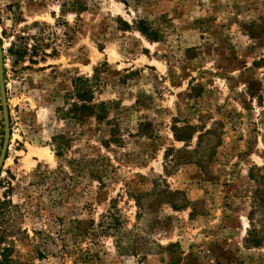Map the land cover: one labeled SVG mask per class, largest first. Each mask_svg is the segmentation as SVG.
I'll list each match as a JSON object with an SVG mask.
<instances>
[{
	"label": "rangeland",
	"instance_id": "obj_1",
	"mask_svg": "<svg viewBox=\"0 0 264 264\" xmlns=\"http://www.w3.org/2000/svg\"><path fill=\"white\" fill-rule=\"evenodd\" d=\"M74 2L0 0V264H264V0ZM95 69L112 125L59 120Z\"/></svg>",
	"mask_w": 264,
	"mask_h": 264
},
{
	"label": "trees",
	"instance_id": "obj_2",
	"mask_svg": "<svg viewBox=\"0 0 264 264\" xmlns=\"http://www.w3.org/2000/svg\"><path fill=\"white\" fill-rule=\"evenodd\" d=\"M66 5L62 7L65 8ZM73 12L82 14L86 12V6L83 0H75ZM64 12V10L62 11ZM139 31L143 34L150 42L157 43L161 39L159 31L152 29L146 22L141 21L139 23ZM101 87V81L98 77V71L94 70V76L92 78L76 76L72 80L73 90L66 94L65 103L62 107L57 109L59 120L66 121L72 126H83L89 120H95L99 125L105 123L106 125H112V121L109 119L110 107L113 103L104 101L97 102L96 95ZM115 122V121H114ZM119 128L117 123H114V128L110 129V140L106 141V145L109 143L119 144L121 142L118 136ZM178 141H187L188 139H181L176 137ZM72 137H68L66 134L60 133L53 137V144L55 145L56 156L59 159H64L65 153L70 149ZM168 152V151H167ZM104 159L90 160V159H73L68 161L71 169V174L59 171L60 175L64 174V180L75 181L77 178L84 177L85 173H88L91 180H97L100 183L105 178L104 171L107 169ZM59 181L58 177H53V183L57 184ZM67 188L68 186H64ZM166 188H168L166 186ZM167 194L173 196L175 193L167 191ZM166 203V202H164ZM175 210H178L174 207ZM115 227L120 226L119 220L117 223L114 222Z\"/></svg>",
	"mask_w": 264,
	"mask_h": 264
},
{
	"label": "water",
	"instance_id": "obj_3",
	"mask_svg": "<svg viewBox=\"0 0 264 264\" xmlns=\"http://www.w3.org/2000/svg\"><path fill=\"white\" fill-rule=\"evenodd\" d=\"M4 51L0 41V95L3 108V119H4V142L3 147L0 153V172L6 160L7 150L9 148L11 130H10V121H9V110L7 102V93L4 79Z\"/></svg>",
	"mask_w": 264,
	"mask_h": 264
}]
</instances>
